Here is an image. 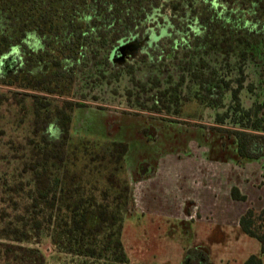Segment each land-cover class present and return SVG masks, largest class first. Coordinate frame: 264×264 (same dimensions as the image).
Segmentation results:
<instances>
[{
	"label": "trees",
	"instance_id": "obj_1",
	"mask_svg": "<svg viewBox=\"0 0 264 264\" xmlns=\"http://www.w3.org/2000/svg\"><path fill=\"white\" fill-rule=\"evenodd\" d=\"M125 42L143 45L115 63ZM227 98L232 114L216 121L232 128L220 131L240 160L264 159V0H0V264H47L25 245L36 237L72 264H130L128 144L75 138L77 109L120 99L179 115L185 102L218 110ZM231 197L248 199L237 187ZM239 224L264 254V210ZM195 252L183 264H206Z\"/></svg>",
	"mask_w": 264,
	"mask_h": 264
},
{
	"label": "rangeland",
	"instance_id": "obj_2",
	"mask_svg": "<svg viewBox=\"0 0 264 264\" xmlns=\"http://www.w3.org/2000/svg\"><path fill=\"white\" fill-rule=\"evenodd\" d=\"M247 95L243 90L244 109L253 103ZM119 100L77 109L72 134L81 140L128 144L126 173L135 207L125 220L122 240L130 264H183L191 251L206 264L231 260L234 254L228 256L220 244L236 242L232 249L238 252L240 217L249 208L264 210V159L240 160L237 139L220 131L232 128L229 118L222 125L216 121L218 113L232 114L230 100L218 110L185 102L179 115L138 110ZM236 185L252 188L250 199L233 200ZM223 213L229 216L221 220ZM25 245L39 248L47 264L73 262L71 256L54 253L46 238Z\"/></svg>",
	"mask_w": 264,
	"mask_h": 264
},
{
	"label": "crops",
	"instance_id": "obj_3",
	"mask_svg": "<svg viewBox=\"0 0 264 264\" xmlns=\"http://www.w3.org/2000/svg\"><path fill=\"white\" fill-rule=\"evenodd\" d=\"M258 161V160H257ZM261 161H263V159H261ZM260 162V160H259ZM237 188H239V190L241 191V194L246 195L248 199H250L251 197V193H253L252 188H247L245 190H242L240 185H236ZM235 186V187H236ZM254 188V187H253ZM250 189V192H249ZM264 193V188L260 189V195ZM264 198V197H263ZM233 199V198H232ZM247 199V200H248ZM259 199V198H258ZM234 200V199H233ZM236 201V200H235ZM260 201V200H259ZM236 202H241V201H236ZM243 203V202H242ZM229 215L224 214L223 216H220L221 220H223L224 218L226 219ZM223 217V218H222ZM241 218V217H240ZM240 225V224H239ZM230 230H226V236H230ZM237 233V232H236ZM239 235L241 236V239L239 240L240 246H239V251L237 252L236 250L234 251L232 249V247L235 245L237 248V244L235 242V244H233L232 242H229L226 245H223L222 243L220 244V247L223 249L227 250V255L230 256V254H234V257H232L231 260H229V258L227 257L226 260H221L219 262V264H245L246 260L252 256V255H257L260 256L262 259V262L264 264V254L261 253V244L259 241H257L254 238H251L249 236H247L242 229L240 230ZM255 241H257L260 244V247L258 245L255 244ZM254 243V244H253ZM251 245L248 246V245ZM244 248V249H243ZM245 250V252H244ZM237 252V253H236ZM236 253V254H235Z\"/></svg>",
	"mask_w": 264,
	"mask_h": 264
},
{
	"label": "water",
	"instance_id": "obj_4",
	"mask_svg": "<svg viewBox=\"0 0 264 264\" xmlns=\"http://www.w3.org/2000/svg\"><path fill=\"white\" fill-rule=\"evenodd\" d=\"M141 44L137 42H125L117 46L112 53L113 61L118 64H123L129 58L135 57Z\"/></svg>",
	"mask_w": 264,
	"mask_h": 264
}]
</instances>
